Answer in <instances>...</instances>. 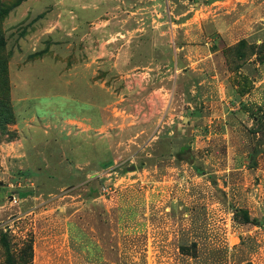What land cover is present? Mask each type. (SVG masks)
I'll use <instances>...</instances> for the list:
<instances>
[{"label":"rangeland","instance_id":"374dc122","mask_svg":"<svg viewBox=\"0 0 264 264\" xmlns=\"http://www.w3.org/2000/svg\"><path fill=\"white\" fill-rule=\"evenodd\" d=\"M0 43V264H264V0H0Z\"/></svg>","mask_w":264,"mask_h":264},{"label":"water","instance_id":"95a60500","mask_svg":"<svg viewBox=\"0 0 264 264\" xmlns=\"http://www.w3.org/2000/svg\"><path fill=\"white\" fill-rule=\"evenodd\" d=\"M187 160L189 164H193V158L191 157V155H188Z\"/></svg>","mask_w":264,"mask_h":264},{"label":"built area","instance_id":"2783aa9c","mask_svg":"<svg viewBox=\"0 0 264 264\" xmlns=\"http://www.w3.org/2000/svg\"><path fill=\"white\" fill-rule=\"evenodd\" d=\"M11 200H12V203H16L17 202V200H16V197L15 196H13L12 198H11Z\"/></svg>","mask_w":264,"mask_h":264},{"label":"trees","instance_id":"16d2710c","mask_svg":"<svg viewBox=\"0 0 264 264\" xmlns=\"http://www.w3.org/2000/svg\"><path fill=\"white\" fill-rule=\"evenodd\" d=\"M3 43H0V46L2 45ZM33 257V256H32ZM245 264H251L250 262H247V263H245Z\"/></svg>","mask_w":264,"mask_h":264}]
</instances>
